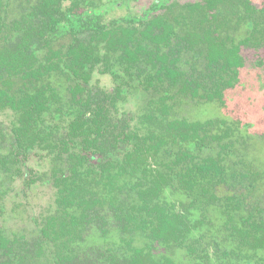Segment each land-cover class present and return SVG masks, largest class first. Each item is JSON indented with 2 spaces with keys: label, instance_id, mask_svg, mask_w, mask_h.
<instances>
[{
  "label": "trees",
  "instance_id": "16d2710c",
  "mask_svg": "<svg viewBox=\"0 0 264 264\" xmlns=\"http://www.w3.org/2000/svg\"><path fill=\"white\" fill-rule=\"evenodd\" d=\"M87 5L21 0L12 17L14 1L0 0V112H13L0 121V166L30 187L40 180L25 167L31 156L47 149L54 161L41 183L56 188L55 212L31 241L37 256L49 248L50 264H86L89 253L99 264H174L154 255L159 243L184 249L183 264H264V210L249 198L262 176L237 150L245 125L172 114L184 98L227 102L244 66L240 46L264 45V7L202 0L106 22ZM242 25L246 36L235 42ZM56 78L68 82L67 98ZM128 97L138 113L119 110ZM100 204L112 209L120 241L83 248ZM210 208L222 213L220 227ZM16 244L0 231V264H26Z\"/></svg>",
  "mask_w": 264,
  "mask_h": 264
},
{
  "label": "rangeland",
  "instance_id": "374dc122",
  "mask_svg": "<svg viewBox=\"0 0 264 264\" xmlns=\"http://www.w3.org/2000/svg\"><path fill=\"white\" fill-rule=\"evenodd\" d=\"M16 1L14 0V2ZM95 1L101 7H108L106 20L115 18L125 19L126 21L131 18L148 19L155 12L147 13V10L154 4V0ZM198 1L202 0H168L165 5H184ZM250 1L256 8L261 9L264 7V0ZM16 11L17 9L15 10L12 6L9 14L13 17L14 14L16 15ZM231 34L235 42L244 39L246 26H240L238 30L233 31ZM87 35L88 33H85L82 36ZM240 55L244 60V66L239 69L240 83L228 90V98L225 104L220 105L216 102L184 98V101L177 103L172 114L200 121L226 118L230 124L240 122L241 128L242 125H245V129H241L242 134H244V142L238 144L237 150L241 153L242 165L250 168L254 173H260L262 176L258 180L256 188L250 192L249 198L254 206L264 210V45L258 47L241 45ZM55 81L57 82L56 85L59 83L58 90L64 96L63 98H67L68 95L65 92L68 82L64 81L63 78H56ZM119 110L138 113L139 105L131 97H128L119 104ZM12 120L13 112L10 110L0 112L1 122L8 123ZM1 150H3V152H0L1 154L7 152L6 148ZM33 155L27 161L25 167L29 173L32 170L34 176L36 175L40 180L34 182L30 187L24 186L22 177L16 175L13 178H9L11 172H8L9 174L6 173V175L3 174L4 170L0 166V231L5 237L16 240L17 244L15 245L14 253L17 256L20 254L26 264H28L29 260L27 256L30 255H33V259L29 261V264H50L48 258L53 256V249L47 248L37 256L35 249L31 246V241L39 236L38 228L44 218L55 212L56 188L54 189L52 184L41 183L42 180L44 181L50 176L54 161L47 149L39 150ZM223 189L233 193L238 190L236 186H232L229 183L224 185ZM166 198L175 203L179 201L187 203L184 196L177 193H169ZM111 213L112 209L108 204H100L98 206L96 217L87 231V234L91 232V235L85 237L83 242H81L83 248H89L91 245L95 247L111 241L119 243V235L115 231L116 226ZM195 216H197L196 213ZM208 216L210 221L214 222V226L220 227V223H222L224 218L218 208H210ZM101 228H106L108 231L105 237H101L99 232ZM214 234L222 236L220 230L213 227L211 236H214ZM144 242V238L139 236L135 244L143 246ZM26 247H28V251L24 254ZM153 253L156 256L168 254L174 264H183L187 260L184 249L167 250L159 243L154 246ZM87 256L93 260H88L89 262L86 264H99L90 256V253Z\"/></svg>",
  "mask_w": 264,
  "mask_h": 264
},
{
  "label": "flooded vegetation",
  "instance_id": "af4514ba",
  "mask_svg": "<svg viewBox=\"0 0 264 264\" xmlns=\"http://www.w3.org/2000/svg\"><path fill=\"white\" fill-rule=\"evenodd\" d=\"M14 1V0H13ZM168 0H154V4L152 5V7L151 8H149V10H147L148 12L147 13H149V12H153V11H155V12H153V15H155V14H157V13H160V12H162L164 9V7H166V6H168V5H165L166 4V2H167ZM20 2H21V0H17L16 2H14V4H15V9H19V5H20ZM88 4L89 5H87L89 8L91 7V8H99L102 12H103V17H106V14H107V8L108 7H101L100 6V4H98L95 0H88ZM84 5V3L82 2V3H79V6L80 7H82ZM114 5V4H113ZM116 5H117V3H116ZM80 9V8H79ZM29 9H26V11H28ZM81 10H84V9H81ZM85 11V10H84ZM152 15V16H153ZM151 16V17H152ZM150 18V17H149ZM148 18V19H149ZM131 19H135V20H138V21H143V20H145V19H137V18H131ZM131 19H129V20H131ZM104 20L106 21V18H104ZM115 20H119V21H123V20H125V19H116L115 18ZM107 21H111V20H107ZM106 21V22H107Z\"/></svg>",
  "mask_w": 264,
  "mask_h": 264
}]
</instances>
